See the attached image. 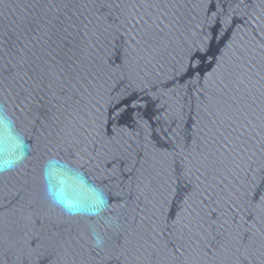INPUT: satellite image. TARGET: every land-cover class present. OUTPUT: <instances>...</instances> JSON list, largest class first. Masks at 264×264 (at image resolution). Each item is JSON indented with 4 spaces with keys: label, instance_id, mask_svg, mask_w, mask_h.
Listing matches in <instances>:
<instances>
[{
    "label": "water",
    "instance_id": "obj_1",
    "mask_svg": "<svg viewBox=\"0 0 264 264\" xmlns=\"http://www.w3.org/2000/svg\"><path fill=\"white\" fill-rule=\"evenodd\" d=\"M0 264H264V0H0Z\"/></svg>",
    "mask_w": 264,
    "mask_h": 264
}]
</instances>
